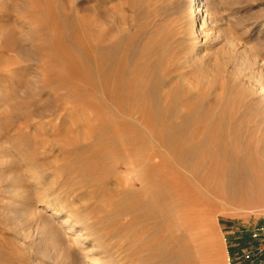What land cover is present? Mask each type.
Wrapping results in <instances>:
<instances>
[{"label": "rangeland", "instance_id": "rangeland-1", "mask_svg": "<svg viewBox=\"0 0 264 264\" xmlns=\"http://www.w3.org/2000/svg\"><path fill=\"white\" fill-rule=\"evenodd\" d=\"M195 1L0 0V264H264V0ZM171 125L201 180L159 216Z\"/></svg>", "mask_w": 264, "mask_h": 264}, {"label": "bare ground", "instance_id": "bare-ground-1", "mask_svg": "<svg viewBox=\"0 0 264 264\" xmlns=\"http://www.w3.org/2000/svg\"><path fill=\"white\" fill-rule=\"evenodd\" d=\"M197 2H198V6L194 8V13L195 14H198V13L202 14L203 8H202L201 0H196L194 3H197ZM74 38H73V41H75V46H77L78 48H83L84 44L81 43L79 40H75ZM197 46H198V41H195L193 51L196 50ZM152 91H153L152 89L151 90L147 89L144 92L142 91V93L139 96H140V98H144L147 101V103L150 104V105L148 104L149 110L151 111L150 120H152L151 123L153 125V124H155V122L157 123V122H160L162 120L166 121L170 118H169V109H165L163 106H161L159 104L158 99H156L155 97H153L151 95ZM128 100L129 99L126 96L125 97V114L129 113L131 110V108L129 107L128 102H127ZM170 131H171V133H173L171 136L172 140H170V141L175 143L174 150H173V158H172L173 165L175 167V171L173 174L170 175L171 176L170 179L173 180L175 188H174V190H172V189L171 190L170 189L158 190L156 187V182L149 181V182L145 183V185L146 184L147 185L144 187V192L148 195L147 198L145 200H143L141 198L138 201L140 204H143V203H145V201H148V202H146V205L153 206L154 208H160L159 216H166L165 215L166 212L173 209L174 205L177 202H179L177 200L183 199V201H186L188 199V197L190 195V191L192 189L191 188L192 187V183H191L192 179L193 180L196 179V181L198 180V182H199L198 184H200V180H201V177H199L198 174H199V172H201L199 170L201 169L202 166L199 164L197 165V163L192 162L193 158H194L193 148L195 146V144H191L193 141L192 140V138H193L192 133L191 134H183L182 125H175V126L173 125L171 127ZM114 140H115L116 145H118L117 146L118 149L121 151L120 153H123V155L121 154L120 156L122 158H125V137L118 135ZM232 149L234 151L236 148H232ZM239 149H240V147H239ZM217 150L218 149H216V151ZM223 152L225 154L224 155L225 159H224V161H221V165H219V167L220 166L221 167L220 168L218 167L219 168L218 170H220V172H219V175H217V176H219V178L221 179V181H222L221 184L223 185V188L226 191L231 192L232 194L236 195V193L240 192L241 190L248 189L250 187V185L248 184L247 178L241 177L242 176L241 175L242 170L238 169V167H237V162H238L237 156L233 153H230V152L225 153V151H223V150H222V152L220 151L219 153L220 154L222 153V155H223ZM196 154L198 155L199 158L202 156V155H200L201 153L200 154L196 153ZM156 156L157 155L155 154V151L153 150L151 155L146 157V159L152 160ZM217 156L218 155H216L215 159L216 158L218 159L220 157L219 158V161H220L221 156H219V157H217ZM224 157H222V158H224ZM201 159H203V158H201ZM212 160H213V158H212ZM221 160H223V159H221ZM219 161H218V164L220 163ZM215 164H217V163L215 162L213 165H215ZM170 165H172V164H170ZM199 166H200V168H199ZM183 170L185 171V173L182 172ZM214 172H216V171H214ZM243 175L245 176V174H243ZM172 194H178V198L177 199L170 198L171 197L170 195H172ZM177 215H179V214H176V216ZM174 217H171V215H170L168 220L174 221ZM87 261H90V260H87Z\"/></svg>", "mask_w": 264, "mask_h": 264}]
</instances>
